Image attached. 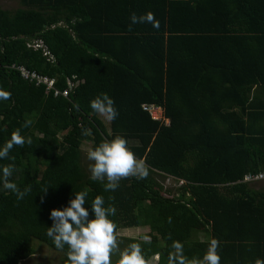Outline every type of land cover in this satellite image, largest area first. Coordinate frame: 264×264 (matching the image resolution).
<instances>
[{"label":"trees","instance_id":"16d2710c","mask_svg":"<svg viewBox=\"0 0 264 264\" xmlns=\"http://www.w3.org/2000/svg\"><path fill=\"white\" fill-rule=\"evenodd\" d=\"M21 3L13 11L0 7V89L11 93L0 100V147L26 120L32 124L21 133L32 144L14 146L0 169L14 165L11 181L31 192L17 200L0 181V264L31 256L32 239L58 250L46 235L50 213L83 190L89 219L99 195L117 209L110 217L116 232L148 228L149 242L121 237L127 246L139 243L146 260L158 254L157 264H167L173 240L189 258H202L207 248L196 235L203 227L220 242L221 264L264 261V187L240 182L264 170V0ZM133 12H152L159 29L135 24L129 31ZM35 41L51 58L28 46ZM14 64L55 79L69 96L25 80ZM101 93L118 110L110 130L90 107ZM144 105L162 108L170 124ZM117 135L149 175L104 191L83 167L82 145L90 141L94 149ZM156 175L182 181L181 195L162 194ZM61 252L67 264V247Z\"/></svg>","mask_w":264,"mask_h":264},{"label":"clouds","instance_id":"9594fccd","mask_svg":"<svg viewBox=\"0 0 264 264\" xmlns=\"http://www.w3.org/2000/svg\"><path fill=\"white\" fill-rule=\"evenodd\" d=\"M130 20L129 31L132 30L131 25L135 24H151L157 30L160 27V22L152 12L139 16L133 12ZM10 99L11 93L0 89V100ZM114 103L107 93H101L90 102V107L98 115L111 121L118 116ZM74 107L78 108V105ZM31 124V120H26L21 128H28ZM21 128L13 131L10 139L0 147V159H8L14 146L23 147L25 144H32V138L22 135ZM87 159L92 162L89 166L91 179L101 182L104 191H115L122 179L135 177L142 180L149 175V167L145 160L137 158L129 148L127 139L120 135L101 142L94 149H89ZM14 170V165L3 166L0 169L2 173L0 181L5 190L11 191L16 195L17 200H21L31 192V186L21 190L16 183L12 182L10 178ZM48 188H43L41 192L47 194ZM87 196V190L76 192L69 206L62 210L53 209L50 213L53 224L47 228L46 235L52 240L56 249L63 251L67 247V264H113L112 257L116 254L119 255V259L115 264H149L139 243L133 242L123 250L120 249L116 224L110 219L116 214V207L113 204L105 207L104 198L98 195L91 202L94 218L89 219V209L84 206ZM109 199L112 200L114 197ZM171 219L169 217V223ZM143 240L149 242L150 238L144 236ZM219 248V240L212 238L202 258H189L185 254L183 243L173 240L167 264H221ZM256 264H264V261L257 259Z\"/></svg>","mask_w":264,"mask_h":264},{"label":"rangeland","instance_id":"374dc122","mask_svg":"<svg viewBox=\"0 0 264 264\" xmlns=\"http://www.w3.org/2000/svg\"><path fill=\"white\" fill-rule=\"evenodd\" d=\"M0 7L4 10L13 11L18 8H23V4L21 3V0H0ZM99 118L104 122L105 126L108 130H110V122L105 117L98 115ZM83 149V155H82V164L85 170L87 171V174L91 176L89 166L92 163L87 159V151L89 149H92V143L90 141H85L82 145ZM155 178L158 180L159 184L162 186V194L166 196H172L174 198H178L179 195H181L182 190L180 187V183L172 178H166L161 175H156ZM247 185L254 189L259 190L264 187V182H248ZM167 193H166V192ZM185 194V193H183ZM187 194V193H186ZM187 196V195H185ZM199 231L196 235V237L203 243H205V247L207 248L210 242L209 234L206 232L203 227H198ZM124 228H120L117 230L116 234L118 237L119 247L121 250L127 247V243L121 238V237H135L138 239V237H143L145 234L148 233V228L146 227H140V228H132L131 231L123 230ZM142 235V236H141ZM123 243L124 246L121 244ZM32 246L34 249V253L27 257L26 259L22 260L20 264H60V259L62 257V252L58 250H54L53 248L49 247L47 244H45L42 241H39L37 239H32ZM118 254L114 255L112 257V260L116 261V257ZM158 260V254H155L154 256H151L147 261L149 264H157Z\"/></svg>","mask_w":264,"mask_h":264},{"label":"built area","instance_id":"2783aa9c","mask_svg":"<svg viewBox=\"0 0 264 264\" xmlns=\"http://www.w3.org/2000/svg\"><path fill=\"white\" fill-rule=\"evenodd\" d=\"M28 46L32 47L34 49H42L44 51V54L51 58L50 52L47 50V47L43 44L42 41L32 42ZM52 60H54V59L52 58ZM1 66L2 65L0 62V68H1ZM10 68L19 72L20 75L22 76V78H24L25 80L34 81V82H36L37 85L45 86L47 92L53 91L55 97L63 96L65 98H67L69 96L68 90L60 91V90L55 88V84H56L55 79L48 78L46 76H42L40 74H37L36 72H32V71L28 70L23 65L14 64V65H11ZM70 86H71V88H73L74 84L71 83ZM143 109H144V111L148 112L154 120L162 121L166 125L170 124L169 120L164 118V113H163L162 108L157 107L155 105H144ZM240 182H243V183L264 182V170L254 174V175H246L244 177V179ZM179 183L181 185L183 182L179 181Z\"/></svg>","mask_w":264,"mask_h":264},{"label":"crops","instance_id":"0c3cea01","mask_svg":"<svg viewBox=\"0 0 264 264\" xmlns=\"http://www.w3.org/2000/svg\"><path fill=\"white\" fill-rule=\"evenodd\" d=\"M132 228H134V229H135V228H140V227H132ZM132 228H125V229H123V230H126V231H128V230H129V231H131V230H132ZM146 228H147V227H146ZM141 236H142V235H141ZM127 237H128V236H127ZM131 238H135V237H131ZM141 238L143 239V237H138V239H141Z\"/></svg>","mask_w":264,"mask_h":264}]
</instances>
